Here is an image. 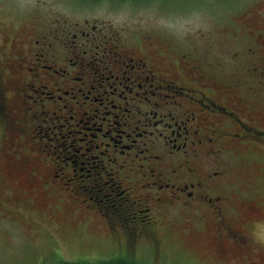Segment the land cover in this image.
Wrapping results in <instances>:
<instances>
[{
  "label": "flooded vegetation",
  "instance_id": "1",
  "mask_svg": "<svg viewBox=\"0 0 264 264\" xmlns=\"http://www.w3.org/2000/svg\"><path fill=\"white\" fill-rule=\"evenodd\" d=\"M87 1L89 7L104 4L109 11L124 5L133 10L136 3V0ZM253 17L263 19L258 15ZM44 22L53 25H44ZM24 24L25 21H22L20 26ZM76 26V23L70 21L39 18L24 28L3 31L7 38L0 43L11 44L14 51L11 60L7 59V54L0 56V122L6 125L7 135H24L30 131L25 122L33 121L34 134L42 140L55 141V146L49 147L59 159V155L67 151V147L60 145L55 137V130L64 127L59 125L60 121L69 125L71 120L82 117L85 112L91 113L94 118L101 113L98 129L91 135V141L98 143L95 148L104 147L100 153L99 170L92 177L82 174L76 177L72 173L73 168L69 171L77 164L76 161L69 163L62 160L64 166L56 168L53 177H58V170L64 172L66 169L61 183L64 186L75 185L73 188L84 194L91 191L88 188H92L94 181L102 180L101 186L105 189L101 191L107 194L103 195L101 208L105 214L100 216L108 229L119 234L128 227L125 219L133 224L129 225L131 236L127 237V243L120 242L118 238L114 240L115 251L118 246V249H124L122 253L118 255L115 252L106 256L102 261L104 264H136L132 249L145 246L156 250L150 243L153 246L158 243L159 236H162V224L163 227L170 225L172 228L174 219L182 217V225L188 226L192 220L196 222L194 216L201 210L203 214L198 216V224L214 215L221 248L224 247L220 234L223 230L232 243L242 245L243 251V247L249 246L251 240L240 229H245L247 225L254 226L255 222L246 219L239 222L237 229L228 217L226 221L222 218L224 208L231 211V197L229 202L225 200L228 198L226 184L228 174L235 167L226 155L227 145L222 143L234 148H243V145L249 143L258 145L261 150L262 143L255 135L264 138V131L256 122L255 125L245 124L234 109L222 107L219 100L215 101L207 94L224 86L216 81L214 68L219 65L203 58V55H197L196 50L183 52L165 31L159 32L160 36L156 37L143 35L142 43L131 29L112 30V24L107 19L91 17L83 25L85 27ZM101 26H109L107 34H110L105 35L104 40L92 38L100 35ZM120 26L128 25L123 23ZM260 26H264V21H260ZM62 36L70 39L71 44L68 45L71 51L68 50L63 58L57 48ZM136 40L140 41L139 45ZM64 43L67 44L68 40L64 39ZM256 44L261 46L259 50L263 49L264 41ZM90 46L103 48L101 59H96L94 55L88 61L84 59V48ZM164 49L169 50V58L164 54ZM240 51L231 54L232 58L243 63L240 70L248 71L260 79L258 66H255L259 64L260 56L251 47V41ZM177 52H180L177 60L170 57L172 54L177 57ZM246 62L252 66L243 67ZM191 73L203 90L188 87L186 78ZM55 75L67 80L62 85H56L52 78ZM84 75H87V82H84ZM76 84L80 87L72 86ZM86 86L87 89L83 90ZM9 91L14 94L12 98L5 96ZM170 92L173 97L182 93L189 94L190 99L201 108L182 110L183 104H178L175 99L176 110L165 107ZM31 93L37 99H32V106H29L25 99L32 98L27 95ZM222 97L228 96L224 93ZM78 99H81V103ZM234 104L244 111H249L248 107H251L242 96H235ZM44 105L51 106V109H44ZM250 112L253 115L260 114V105L251 107ZM214 113L226 116L238 127V131L229 134L216 124ZM250 130L255 131V135L248 134ZM51 135L55 138L52 139ZM151 135L164 136V141L170 143L171 148L165 149L160 156L153 153V145L149 140ZM16 142L15 139V145ZM205 161H209L210 165H206ZM21 165L30 171H24L25 174L35 176L28 178V186L35 185L37 181L47 187L45 181L37 180V160L28 158L21 161ZM120 167H126L123 173L119 172ZM47 189L50 204L56 210L60 206L58 202L53 206L55 194L51 188ZM240 211L246 218L259 213L258 207L250 204ZM145 216L148 218L144 219ZM137 217L143 219L141 221L152 218L147 229L136 228ZM229 219L235 222L236 216ZM125 223L126 227L120 226ZM142 239L143 244H139ZM126 248L132 252L129 255L133 258L131 261L127 257Z\"/></svg>",
  "mask_w": 264,
  "mask_h": 264
},
{
  "label": "rangeland",
  "instance_id": "2",
  "mask_svg": "<svg viewBox=\"0 0 264 264\" xmlns=\"http://www.w3.org/2000/svg\"><path fill=\"white\" fill-rule=\"evenodd\" d=\"M89 6L87 0H0V42L7 38L3 31L24 28L39 18L70 21L76 23V27H85L83 25L91 17L107 19L112 24L110 26L112 30L131 29L142 43H144L143 35L150 34L156 37L159 32L165 31L183 52L196 50L197 55H203V58L219 65L214 68L216 81L224 86L213 89L207 94L215 101L219 100L222 107L234 109L245 124L255 125L256 122L264 131V46L259 50L261 46L256 44L264 41V26H260V21H264V0H136L133 10L124 5L114 11L107 10L104 4L101 6L98 4L97 7ZM253 15L261 16L263 19ZM22 21H25L24 26H20ZM123 23L128 26H120ZM44 25L53 24L44 22ZM100 28L102 30L100 35L92 38L104 40V36L110 34H107L109 26ZM65 37L62 36L61 43L57 45L62 58L68 50L71 51V47H68L70 39ZM64 39L68 40L67 44L64 43ZM249 41L251 47H254L260 56L259 64L255 65L258 66L257 72L261 74L260 79L248 71L240 70L243 63L231 56L232 52L240 53V49L245 48ZM139 43L140 41L136 40V44ZM84 49L86 53L82 55L85 60L88 61L91 55L101 59L102 47L90 46ZM167 51L169 52L168 49ZM167 51L164 49V54L167 55ZM3 54L8 55L7 59L13 58L14 51L11 44L0 43V56ZM179 54L180 52H177V57L173 54L170 57L177 60ZM167 57L169 58V53ZM245 65L251 64L246 62L243 67ZM86 76L84 75V82H87ZM192 76L193 73L186 78L188 87L203 90L200 83ZM52 78L56 85H62V82L67 80L60 75ZM72 86L80 87L79 84ZM86 89L87 86L83 87V90ZM224 93L228 97L223 98ZM27 95L32 98L26 97L25 100L29 106H32V99L37 98L32 93ZM5 96L12 98L14 94L9 91ZM235 96L247 99L251 107L256 108L260 105L262 112L253 115L250 112L251 107H248L249 111H244L242 107L234 104ZM174 99L178 104H183L182 110L193 111L201 108L190 99L189 94L182 93L173 97L171 92L165 107L176 110ZM78 100L81 103V99ZM44 109L50 110L51 106L44 105ZM97 116L94 118L91 113L85 112L82 117L74 119L69 125L60 121L59 125L64 126L62 131H59L60 136L65 138L68 133L72 134L65 139V142H60V145L64 143L71 148L62 152L59 159L49 147L55 146V141H45L34 134L33 121L25 122L30 131L20 137H9L5 130L6 125L0 122V264H53L57 260L91 264L95 261H104L106 256L115 252L120 255L124 250L118 249L117 246L115 251L114 240L118 238L121 239L120 242L127 243V237L131 236L129 225L133 224H129V220L125 219L128 227L126 223L121 224V227L126 228L119 234L108 229L102 219L105 214L104 210H101L103 207L95 203L98 193L102 194L101 197L107 194L101 191L105 188L101 187L97 191L91 189L84 194L73 188L75 185L64 186L61 182L66 169L63 170L64 172L58 170V177H53V174H56L55 169L64 166L62 160H67L69 163L76 160L77 164L72 172L76 177L80 174L92 177L98 171L100 153L104 151V147L95 148L98 143L91 141V135L96 133L102 117L101 113ZM214 117L216 124L228 133L238 131V127L226 116L214 113ZM254 132L250 130L248 134L255 135ZM151 136L149 140L153 145V153L160 156L164 154L165 149L171 148V144L164 141V136ZM255 136L262 143L261 150L258 149V145L249 143L243 145V148H234L222 143L227 145L226 155L235 167L228 174V184H226L228 198L225 200L229 202L228 199L231 197V211L224 208V213L221 215L225 221L228 217L237 229L240 226L239 222H244L246 219H251V223L255 222L254 226L247 225L245 229H240L251 240V244L243 247L241 251L242 245L237 246L232 243L222 230L220 234L224 247L221 248L217 239L214 215H210L204 222L198 224V216L203 214L201 210L194 216L196 222L192 220L188 226L182 225V217L174 219L172 228L170 225L163 227L162 224L160 230L162 236H159L158 243L156 246L150 243L156 250L145 246L132 249L136 264H264V138ZM51 137L55 138L52 135ZM28 158L37 160L39 175L37 180L45 181V185L52 189L55 194L53 206L57 202L60 206L56 210L50 204L47 187L42 183L38 184L37 181L35 185L28 186V178L33 176L25 174L24 171H30L25 170L21 165V161L24 162ZM205 162L206 165H210L209 161ZM125 168L120 167L119 172L123 173ZM89 180L91 181V178ZM241 204L255 205L259 213L246 218L240 211L244 208L240 206ZM231 216H236L235 222L229 219ZM147 218L148 216H145L144 219ZM141 220L143 219L140 217L136 218V228L147 229L152 218L148 221ZM139 244H143V239ZM132 252L126 248L130 261L133 259L129 256ZM79 254L87 255L88 259H74Z\"/></svg>",
  "mask_w": 264,
  "mask_h": 264
},
{
  "label": "trees",
  "instance_id": "3",
  "mask_svg": "<svg viewBox=\"0 0 264 264\" xmlns=\"http://www.w3.org/2000/svg\"><path fill=\"white\" fill-rule=\"evenodd\" d=\"M70 115H72V114H68V116H70ZM71 122H74V120H71ZM70 122V123H71ZM59 131H62L61 129L60 130H55V134H56V136L55 137H57V139L59 140V144H60V142H62V141H64L65 142V139L66 138H68V137H70L71 136V134L72 133H68L67 134V137H65V138H63L62 136H60V134H59ZM58 136H59V138H58ZM51 137V136H50ZM52 138V137H51ZM45 141H47V139H45ZM61 144H64V143H61ZM65 145V144H64ZM67 147V151L71 148V146H66ZM74 161H76V160H74ZM72 163H73V161H71ZM74 166L75 165H73L71 168H74ZM91 169V168H90ZM93 169V171H94V168H92ZM99 170V169H98ZM87 172H89L90 173V171H87ZM81 173V172H80ZM91 174V173H90ZM92 176H94V175H92ZM102 181V180H101ZM101 181L100 180H96V181H94V183L92 184V188H88L89 190H91V189H94V190H99V189H101ZM102 183H103V181H102ZM88 190V191H89ZM91 194V193H90ZM101 193H98L96 196L97 197H95L96 198V204L99 206V207H103V204H102V199H103V196L101 197ZM88 201H90L89 199H87ZM111 213H113L112 212V210H111ZM53 264H90V263H86V262H66V261H61V260H57L56 262H54ZM91 264H94V263H91ZM97 264H104L102 261H100V262H98ZM119 264H121V263H119Z\"/></svg>",
  "mask_w": 264,
  "mask_h": 264
}]
</instances>
